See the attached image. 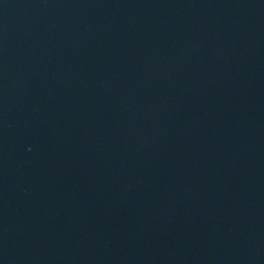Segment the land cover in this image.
Segmentation results:
<instances>
[{
  "label": "water",
  "instance_id": "95a60500",
  "mask_svg": "<svg viewBox=\"0 0 264 264\" xmlns=\"http://www.w3.org/2000/svg\"><path fill=\"white\" fill-rule=\"evenodd\" d=\"M0 264H264V0H0Z\"/></svg>",
  "mask_w": 264,
  "mask_h": 264
}]
</instances>
